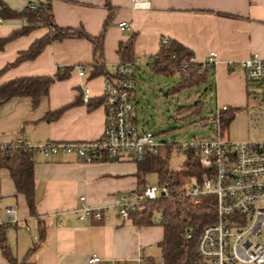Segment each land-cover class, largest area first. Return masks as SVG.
Listing matches in <instances>:
<instances>
[{
	"label": "crops",
	"instance_id": "1",
	"mask_svg": "<svg viewBox=\"0 0 264 264\" xmlns=\"http://www.w3.org/2000/svg\"><path fill=\"white\" fill-rule=\"evenodd\" d=\"M2 1L15 12L50 1L58 27L84 30L92 37L104 33L103 60L112 75L122 63L121 45L132 36L134 60L130 63H138L139 71L144 67L152 71L150 64L164 39L178 42L198 62L207 61L210 53L216 52L218 61L212 74L216 109L239 110L247 104L249 84L239 65L253 54L264 58V0H150L151 8L145 11H134L131 0ZM0 20V38L27 26L24 19ZM121 23L129 24L132 31L121 30ZM50 31L40 26L8 43L0 51V71ZM93 62V44L75 38L48 44L35 59L2 72L0 87L21 78L51 77L60 68L73 69L68 79L50 87L37 106L29 97L0 102V144L13 145L19 138L32 145L100 139L106 122V77H91ZM79 67L85 70L83 76ZM136 118L139 125L137 114ZM140 128L147 130L144 125ZM166 133L157 136L161 139ZM161 151L166 153L168 147ZM148 174L141 177L132 159L86 163L75 155L46 159L38 154L34 166L38 216L33 217L9 171L0 168L2 220H7V206L17 207L19 217L16 225L0 226V264H12L2 251L1 227L17 264H88L94 256L101 257L99 264H143L147 257L160 261L165 227L159 221L150 226L134 225L121 219L114 206L119 196L148 186ZM82 203L103 209V219L81 220Z\"/></svg>",
	"mask_w": 264,
	"mask_h": 264
},
{
	"label": "built area",
	"instance_id": "2",
	"mask_svg": "<svg viewBox=\"0 0 264 264\" xmlns=\"http://www.w3.org/2000/svg\"><path fill=\"white\" fill-rule=\"evenodd\" d=\"M131 3L134 11L151 8L150 0H131ZM37 7L35 4L29 6L32 10ZM119 27L123 31H132L127 23H121ZM172 58L176 59V55H172ZM157 59L158 56L152 59V70ZM217 61L216 52H211L205 62H198L194 56L186 57L180 61L177 71L184 74L186 79L192 80L194 75H212ZM239 66L247 83L257 85L259 92H255L252 97L264 107V58L253 54ZM138 69L136 62L121 63L117 67V78H106V122L100 139L32 145L28 140L19 138L13 145L0 144V153L13 146L35 152L46 159L75 155L86 163H95L104 158L132 159L140 163L148 156L158 155L165 146L173 148V152L177 150L186 158L193 153L205 170L204 179L199 184L192 177L185 178L183 182L186 191L183 196L190 198L196 205L205 197L216 199V222L206 227L199 238L200 256L210 264H264V245L255 241V237L264 229V140L233 142L226 139L221 115L229 107L217 108L196 123L198 127L214 125L212 135L187 142L161 140L157 134L142 130L135 112ZM78 70L81 76L85 74L83 67ZM170 196L168 183H158L119 196L114 206L121 219L129 220L132 211L144 209L145 202ZM80 213L81 220L103 219V209H92L87 203H82ZM4 214L7 220L3 221L0 214V226L9 227L19 223L17 207L7 206ZM101 262L99 256L88 260V264Z\"/></svg>",
	"mask_w": 264,
	"mask_h": 264
},
{
	"label": "trees",
	"instance_id": "3",
	"mask_svg": "<svg viewBox=\"0 0 264 264\" xmlns=\"http://www.w3.org/2000/svg\"><path fill=\"white\" fill-rule=\"evenodd\" d=\"M0 19H24L27 26L15 31L7 38H0V51L11 41L29 34L40 26H47L52 29L50 33L40 40H37L28 51L19 55L17 60L5 67L0 74L11 67L26 60L35 59L43 49L51 43L62 42L67 39L82 38L89 40L94 47V62L91 64V77L105 76L109 79H116L112 75L103 60L104 33L99 37H92L84 30L63 29L58 27L53 20L50 1L41 3L36 10L27 8L23 12L12 11L2 0H0ZM135 36H132L128 43L122 44L119 50L121 62L126 64L134 60ZM176 55V59L172 55ZM155 67L152 70L156 74L173 75L177 73L180 61L193 54L178 42L164 39L161 42V50L157 55ZM72 68H60L51 77H27L11 81L0 87V102L18 98L29 97L35 106L41 98L49 94L50 87L56 82L68 79L71 76ZM181 76V83L178 90L199 86L208 81L209 74L194 75L192 80ZM203 107L200 103L195 105L192 116H200ZM237 110L228 109L222 112L221 119L223 128H226L235 117ZM173 148L168 147L166 153L156 156H148L144 162L137 163L139 175L156 172L159 183H168L171 196L157 201H149L143 204L142 211L134 210L130 214V221L137 226H150L155 222V217L160 216V224L165 227V238L160 244L162 259L160 261L152 257L144 259L143 264H210L203 260L198 252V241L204 229L216 222V199L214 197L203 198L200 204H194L190 198L184 197L186 191L184 179L192 177L197 183H202L205 170L200 166L198 157L190 153L186 158L184 169L170 170V158ZM35 152L21 148L10 147L6 152L0 153V168L7 169L15 183L17 193L25 196L30 213L33 217L37 214V199L35 193L34 166ZM1 227V247L3 254L12 264L17 261L12 257ZM189 235L192 237L189 238Z\"/></svg>",
	"mask_w": 264,
	"mask_h": 264
},
{
	"label": "rangeland",
	"instance_id": "4",
	"mask_svg": "<svg viewBox=\"0 0 264 264\" xmlns=\"http://www.w3.org/2000/svg\"><path fill=\"white\" fill-rule=\"evenodd\" d=\"M52 31V29L50 28ZM137 110L139 126L146 127L161 139L171 142H187L206 135H212L214 125L198 127L196 123L206 118L211 111H216L215 81L209 75L208 81L199 86L178 90L181 76L158 75L144 67L137 72ZM249 99L247 104L237 110L235 117L225 128V138L233 142L264 140V107L253 99L252 95L259 92L256 84L248 85ZM169 93V95H167ZM203 107L200 116H192L195 102ZM186 157L174 150L170 160V170H182ZM145 181L148 185H156L159 178L156 173H150ZM157 221L160 216L157 215ZM255 241L264 245V229L255 237ZM160 258V256L158 257Z\"/></svg>",
	"mask_w": 264,
	"mask_h": 264
},
{
	"label": "water",
	"instance_id": "5",
	"mask_svg": "<svg viewBox=\"0 0 264 264\" xmlns=\"http://www.w3.org/2000/svg\"><path fill=\"white\" fill-rule=\"evenodd\" d=\"M197 103H198V101H197V102H195V105H197Z\"/></svg>",
	"mask_w": 264,
	"mask_h": 264
},
{
	"label": "clouds",
	"instance_id": "6",
	"mask_svg": "<svg viewBox=\"0 0 264 264\" xmlns=\"http://www.w3.org/2000/svg\"><path fill=\"white\" fill-rule=\"evenodd\" d=\"M144 6H145V7H147V5H146V4H145Z\"/></svg>",
	"mask_w": 264,
	"mask_h": 264
}]
</instances>
